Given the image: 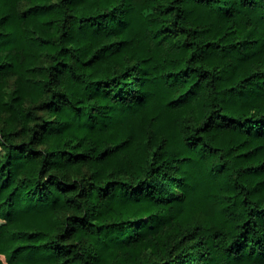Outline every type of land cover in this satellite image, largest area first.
Masks as SVG:
<instances>
[{
  "label": "trees",
  "instance_id": "1",
  "mask_svg": "<svg viewBox=\"0 0 264 264\" xmlns=\"http://www.w3.org/2000/svg\"><path fill=\"white\" fill-rule=\"evenodd\" d=\"M0 264H264V0H0Z\"/></svg>",
  "mask_w": 264,
  "mask_h": 264
}]
</instances>
